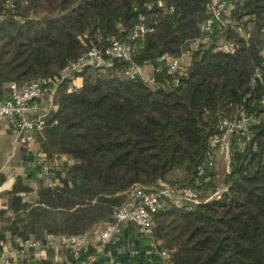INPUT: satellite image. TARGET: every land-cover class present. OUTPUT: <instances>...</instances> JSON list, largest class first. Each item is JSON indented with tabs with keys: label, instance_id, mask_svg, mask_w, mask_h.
Returning <instances> with one entry per match:
<instances>
[{
	"label": "trees",
	"instance_id": "trees-1",
	"mask_svg": "<svg viewBox=\"0 0 264 264\" xmlns=\"http://www.w3.org/2000/svg\"><path fill=\"white\" fill-rule=\"evenodd\" d=\"M6 1L0 0V95L10 84L59 75L107 38L126 41L138 13L151 31L132 62L141 67L163 55L180 59L201 36L212 2L12 0L15 8L7 10ZM227 18L230 24L217 29L215 39L191 52L183 75L157 65L148 85L125 78L126 64L112 61L61 81L57 109L37 142L47 159L65 155L71 163L63 177L54 172L58 185L39 187L36 202L12 210L15 194L30 191L16 179L9 193L13 217H0V245L6 232L18 242L91 233L112 221L134 186L205 192L210 186L198 185L196 170L208 141L222 120L243 109L256 123L242 152L231 151L224 189L217 196L215 187L206 196L198 191L201 203L191 210L167 204L153 217L151 233L156 248L168 252L167 264H264V0H231ZM218 42L232 48L221 50ZM74 77L82 80L78 89H70ZM173 174L183 177L172 182ZM214 177L213 171V183Z\"/></svg>",
	"mask_w": 264,
	"mask_h": 264
},
{
	"label": "built area",
	"instance_id": "built-area-1",
	"mask_svg": "<svg viewBox=\"0 0 264 264\" xmlns=\"http://www.w3.org/2000/svg\"><path fill=\"white\" fill-rule=\"evenodd\" d=\"M147 8L151 5L147 4ZM231 0H212L207 7L209 18L201 25V36L195 41L198 45L215 39V31L230 24L227 15L230 11ZM4 8L13 10L15 8L12 0L4 3ZM245 39L248 33L241 27H235ZM264 31V25L263 29ZM151 31L142 13L137 14V19L130 29L126 41H118L107 38L102 48L91 47L79 60L65 67L58 75L59 81H63L86 66H99L102 60L121 61L126 65L122 75L130 80L140 79L148 85L154 83L153 78L147 79L143 76L141 68L132 62V55L142 45L145 35ZM221 50L227 51L232 48V43H221ZM184 57H191L188 51ZM158 66H165L170 74L183 75L186 67L178 58L163 55L157 60ZM255 79L262 81L261 72L257 71ZM49 79L40 78L24 85H9V93L0 95V125H4L17 137L19 143L36 157V165L42 174L50 178L49 186L53 187L55 178L52 176V165L55 166L56 159H47L45 153L40 149L36 135L41 134L46 128L47 113L41 112L39 103L43 99H52L57 86L49 90ZM256 123V118L240 109L237 116L221 121L217 135L208 141V152L203 163L197 167L196 179L198 185L209 187L213 184V159L217 150H223L226 155L227 168L230 171L231 151L242 152L244 149L251 126ZM53 125L56 122L52 123ZM219 193H215L217 196ZM201 203L199 192L191 187H171L161 185L158 190H148L142 186H134L126 193L125 202L114 210L112 221L99 225L91 233L72 236L52 237L44 242H36L32 239L20 240L14 256L10 257L6 250L0 251V264H13L24 259L32 252L40 249L55 251L63 249L68 252L71 264H97L98 256L90 252L93 241L96 250L103 251L106 247L114 245L123 232L130 226L136 229L138 235L144 236L150 241L151 248L147 254H140L133 249L130 255L141 257L146 264H154L156 259L165 263L168 260L166 250L157 249L152 239L153 217L162 211L167 204L177 207H185L191 210Z\"/></svg>",
	"mask_w": 264,
	"mask_h": 264
},
{
	"label": "crops",
	"instance_id": "crops-1",
	"mask_svg": "<svg viewBox=\"0 0 264 264\" xmlns=\"http://www.w3.org/2000/svg\"><path fill=\"white\" fill-rule=\"evenodd\" d=\"M231 8V7H230ZM198 44L193 42L189 46V51L196 50ZM192 57L180 58V62L183 66H189ZM157 61L149 62L141 66L142 74L145 78H153L154 73L157 70ZM102 67L111 66V62L108 60H102L99 64ZM50 86H58L61 82L58 79V75L49 79ZM82 80L80 77H74L70 83V89H78L81 87ZM41 112L50 114L55 112L57 105L54 103L53 98L43 99L39 103ZM39 134L36 135V140ZM71 160L68 156L61 155L55 162V166L51 164L54 183L59 184V178L56 177L54 172H60V177H63L64 171L69 166ZM16 179H21L24 186L29 188V192L15 194L14 202L11 205L13 209H19L22 204H31L37 201V190L41 186H49L50 178L45 176L39 170L36 165V157L29 153L25 147H23L16 135L6 126L0 125V217L6 216L13 217V211L9 209V193L13 190ZM15 223L12 222V225ZM2 223H0V232ZM52 237H46V240ZM4 243L1 246V250H6L10 257L14 256V252L17 250L18 238H12L10 233L4 234ZM150 241L144 236L138 235L136 229L132 226L128 227L123 234L119 237L117 242L106 247L103 251L96 250V244L93 241V245L90 252L95 253L98 256L97 264H141V257H133L130 252L135 249L140 254H147L150 251ZM0 250V251H1ZM13 264H71L68 252L63 249H57L55 251H46L44 249L36 250L24 259L18 260ZM154 264H167L160 259H156Z\"/></svg>",
	"mask_w": 264,
	"mask_h": 264
},
{
	"label": "rangeland",
	"instance_id": "rangeland-1",
	"mask_svg": "<svg viewBox=\"0 0 264 264\" xmlns=\"http://www.w3.org/2000/svg\"><path fill=\"white\" fill-rule=\"evenodd\" d=\"M217 44L221 45L220 42H218ZM225 159H226V155H225L224 151L223 150H217L215 153L214 159H213L214 175H215L214 183L209 188H206L207 190L205 192H204V190H198L197 188H194L196 191H200V195H202V196L208 195V193H210V191L213 189V187H215L217 189V192L219 194L224 189V184H223L224 178H223V174H222L223 172L222 171H225L227 168V164H226ZM182 177H183L182 174H173L172 176H169V180L173 182L176 179L181 180ZM159 186L160 185H157L153 189L158 190L160 188Z\"/></svg>",
	"mask_w": 264,
	"mask_h": 264
}]
</instances>
